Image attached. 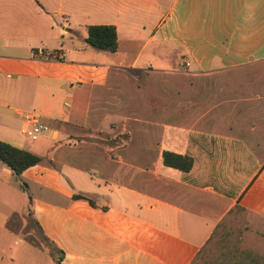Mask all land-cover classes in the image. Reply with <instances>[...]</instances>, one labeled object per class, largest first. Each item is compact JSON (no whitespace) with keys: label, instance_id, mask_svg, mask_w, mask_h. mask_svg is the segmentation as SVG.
Instances as JSON below:
<instances>
[{"label":"crops","instance_id":"0c3cea01","mask_svg":"<svg viewBox=\"0 0 264 264\" xmlns=\"http://www.w3.org/2000/svg\"><path fill=\"white\" fill-rule=\"evenodd\" d=\"M93 25L116 52L86 45ZM30 113L49 131L24 150L50 164L0 162V264H56L27 216L61 264H191L237 240V206L264 222V0H0V140L20 148Z\"/></svg>","mask_w":264,"mask_h":264},{"label":"trees","instance_id":"16d2710c","mask_svg":"<svg viewBox=\"0 0 264 264\" xmlns=\"http://www.w3.org/2000/svg\"><path fill=\"white\" fill-rule=\"evenodd\" d=\"M87 46L114 53L119 48L117 29L114 25H93L88 27V36L85 39ZM169 154L165 156V163L168 161ZM44 158L24 149L17 148L9 143L0 140V162L9 167L17 176L23 174L27 169L40 164ZM175 161L174 167H181ZM189 163L182 165L187 169ZM75 198H90L83 194H77ZM92 203V202H91ZM243 211V212H240ZM237 212L241 214L240 223H237V240L222 238L217 232L212 235L209 241L203 246L191 264H232L233 253L237 250V264H264V255L257 254L256 250H264V222L254 223L249 216L250 213L237 206ZM248 216L250 220H248ZM264 220V218H263ZM41 238L49 247V255L55 260L56 264H61L63 251L50 241L42 232L39 225L34 221Z\"/></svg>","mask_w":264,"mask_h":264},{"label":"rangeland","instance_id":"374dc122","mask_svg":"<svg viewBox=\"0 0 264 264\" xmlns=\"http://www.w3.org/2000/svg\"><path fill=\"white\" fill-rule=\"evenodd\" d=\"M15 137L18 141L17 146L22 148V149H25L27 143H30V141H28V139L21 132L16 133ZM30 144H33V143H30ZM49 164H50V162L46 158H44V160L40 164L37 165L39 167H37L34 170L40 169L42 166H45V165L47 166ZM22 178L24 181H28L32 185L31 195L32 196L38 195L37 194V188L39 186V183L36 180H32L30 178L28 179L27 176H25V175H23ZM9 185H10V187L6 188L7 192H8V190H11L12 187H18L20 189L24 188V185L20 184L19 179H16V180L14 179L13 181H11V183H9ZM7 194L8 193L5 192L3 194L4 197H7L8 196ZM44 195L47 197H50L52 199H55L57 201L59 199L58 195L56 196L55 194H44ZM15 227L18 228L19 234L22 235L23 237L27 238L29 241L33 242V244L36 246L37 249H39L42 252L49 253V247H47V245L44 243L43 239L41 238L40 231L38 230V227L36 226V224L32 220L31 216L25 217L22 225L18 224ZM3 235H4V232L0 228V236H3ZM12 239L14 241L17 240V236L12 235Z\"/></svg>","mask_w":264,"mask_h":264},{"label":"built area","instance_id":"2783aa9c","mask_svg":"<svg viewBox=\"0 0 264 264\" xmlns=\"http://www.w3.org/2000/svg\"><path fill=\"white\" fill-rule=\"evenodd\" d=\"M35 57L42 59H58L61 54L51 52L44 49H39L33 52ZM22 134L30 141L38 140L43 134L49 131V127L40 121V116L35 113H30L26 117V123L22 127Z\"/></svg>","mask_w":264,"mask_h":264}]
</instances>
